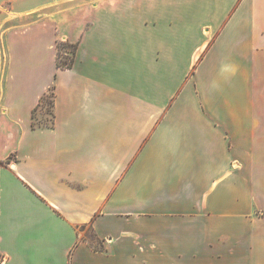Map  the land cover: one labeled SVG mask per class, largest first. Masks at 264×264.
I'll return each instance as SVG.
<instances>
[{
    "label": "crops",
    "instance_id": "0c3cea01",
    "mask_svg": "<svg viewBox=\"0 0 264 264\" xmlns=\"http://www.w3.org/2000/svg\"><path fill=\"white\" fill-rule=\"evenodd\" d=\"M0 264H264V0H0Z\"/></svg>",
    "mask_w": 264,
    "mask_h": 264
},
{
    "label": "trees",
    "instance_id": "16d2710c",
    "mask_svg": "<svg viewBox=\"0 0 264 264\" xmlns=\"http://www.w3.org/2000/svg\"><path fill=\"white\" fill-rule=\"evenodd\" d=\"M56 48H57V55H56L57 66L60 68H64V69L72 68V66L74 64V57H75V53H76V49H77V44H70L68 42H65V43L61 42V43L57 44ZM47 95H49L48 97L50 98V101H49V105L51 108L50 114L52 115V108L54 105L53 88L50 89V91L48 92ZM44 98H42V100L40 101V105H41L42 101L44 100ZM36 110H37V108L34 109L33 116H32L33 117V125H35L34 121H35V111ZM94 250H96V249L94 248ZM100 250H102V249H100Z\"/></svg>",
    "mask_w": 264,
    "mask_h": 264
},
{
    "label": "rangeland",
    "instance_id": "374dc122",
    "mask_svg": "<svg viewBox=\"0 0 264 264\" xmlns=\"http://www.w3.org/2000/svg\"><path fill=\"white\" fill-rule=\"evenodd\" d=\"M62 43H65V42H62ZM48 96L49 95H46V97L42 101V108L40 110L43 113V115H45L44 120L46 121V124L50 125V123H51L50 122L51 121V114H50L51 108L49 105L50 98ZM36 116H37V113H36ZM83 236H84V238L82 237L81 239L86 241L88 244H90L96 250L104 249L102 242L97 238L95 233L89 227L85 229Z\"/></svg>",
    "mask_w": 264,
    "mask_h": 264
}]
</instances>
